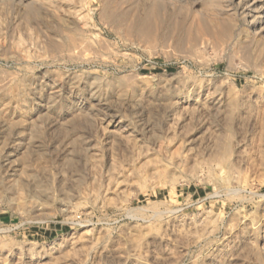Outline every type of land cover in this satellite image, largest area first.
Here are the masks:
<instances>
[{
	"label": "rangeland",
	"instance_id": "1",
	"mask_svg": "<svg viewBox=\"0 0 264 264\" xmlns=\"http://www.w3.org/2000/svg\"><path fill=\"white\" fill-rule=\"evenodd\" d=\"M242 1L0 0V264H264Z\"/></svg>",
	"mask_w": 264,
	"mask_h": 264
},
{
	"label": "bare ground",
	"instance_id": "2",
	"mask_svg": "<svg viewBox=\"0 0 264 264\" xmlns=\"http://www.w3.org/2000/svg\"><path fill=\"white\" fill-rule=\"evenodd\" d=\"M241 3H242V5H241V9H242L241 14L244 17V20L249 22V24H250L249 27H250V29H253L252 31L254 32V36H255V33H257L258 30H264V0H245V1L243 0ZM224 29H225V27H224ZM229 29L230 28H228V31H227L228 33L231 31ZM213 44H214V42H213ZM231 170H232V168H231ZM231 170H229V171L231 172ZM232 172H235V171L233 170ZM234 181H236V180H234ZM228 190H229V187H228ZM232 190L234 191L235 188H233ZM231 191H230V193H231ZM233 193H231V194H233Z\"/></svg>",
	"mask_w": 264,
	"mask_h": 264
}]
</instances>
